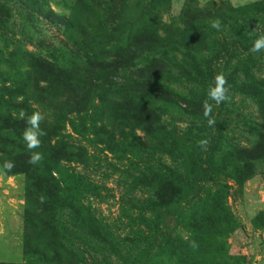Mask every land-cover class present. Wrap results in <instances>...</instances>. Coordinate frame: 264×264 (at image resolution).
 <instances>
[{"label":"rangeland","instance_id":"1","mask_svg":"<svg viewBox=\"0 0 264 264\" xmlns=\"http://www.w3.org/2000/svg\"><path fill=\"white\" fill-rule=\"evenodd\" d=\"M85 1L87 7L76 11L93 33L99 27L94 1ZM42 2L0 0V15L7 21L0 30V49L7 54L0 80V264H264V97L240 90L217 97L219 124L209 126L194 106L205 98L188 93L193 84L178 81L174 89L181 93L170 94L157 111L166 132L163 145L152 144L148 152L136 149L139 154L124 152L117 149L112 104L105 105L106 96L114 102V90L81 104L83 93L50 87L44 80L39 88L45 91L34 83L25 88L17 74L22 53L47 55L56 49L61 55L76 40L38 13ZM125 2L133 10L147 2L148 17L162 37L165 29L195 37L201 59L237 40L240 29L248 33L260 48L247 56V74L241 73L238 83L250 76L264 82V0ZM47 3L69 15L76 1ZM77 40L83 39L77 35ZM116 43L103 44L102 51L113 54ZM138 134L145 138L141 130ZM61 142L72 145L74 156L56 147ZM195 155H201L197 166ZM157 160L176 173H207L198 199L181 216L149 207L158 192L147 174L162 170ZM50 174L66 183L71 176V188L82 181L76 209L103 219L115 242L125 240L122 260L114 250L89 247L86 232L73 224L69 201L62 215L56 212L65 228L52 222ZM179 192L170 187L171 195Z\"/></svg>","mask_w":264,"mask_h":264},{"label":"trees","instance_id":"2","mask_svg":"<svg viewBox=\"0 0 264 264\" xmlns=\"http://www.w3.org/2000/svg\"><path fill=\"white\" fill-rule=\"evenodd\" d=\"M75 1L76 4L70 8L69 15L53 10L47 0L38 6L40 15L56 26H61L67 36L76 40L70 47L67 46V52L58 47L63 52L61 55L56 54V49L47 55L22 53L17 74L25 84V88H29L28 86L34 83L37 90L45 91V88H39V83L44 80L50 83V87L55 86L61 90L69 87L73 93H83L81 104L90 102L94 94L101 100V94L103 95L107 89L114 90V102L106 96L105 105L112 104L111 108L115 112L118 134L116 141L119 143L117 149L139 154L136 149L148 152L152 144L163 145L164 140L160 139L166 132L157 111L166 103L170 94L181 93L174 89V84L178 81L184 80L193 84L188 93L205 98L204 103L194 106L200 108L196 113L199 115V120L209 126L219 124L220 113L216 114V109L214 110L218 104L217 97L221 99L233 90H240L259 98L264 97V82L257 78L250 76L246 81L238 83L241 81L240 74H247V65L244 68L247 56L260 48V45L258 46L260 42L241 29L237 40L220 44L209 58L201 59L198 56L204 55L194 46L198 45L195 37L186 38L183 33L178 34L166 29L167 36L162 37L159 34L160 28L155 27L153 19L148 17L147 2L139 3L141 6L133 10L125 0H93L94 15L99 24L98 29H94V34V31L92 33V30L85 26V20L78 16L76 11L78 6L87 7V1ZM117 3L119 6L116 5ZM3 7L4 5H0V12L3 11ZM88 8L92 6L89 5ZM6 22L0 15V30L6 29L4 28ZM177 29L179 30L180 27ZM77 35L83 40L78 41ZM114 41H117L111 46L114 48V55L110 52L104 53L103 44L110 45ZM109 54L113 56L110 57ZM3 55L7 54L0 49V80L5 79L2 67ZM175 75L178 78H175ZM138 130L143 132L146 140L138 134ZM102 141L104 140L98 142H106ZM59 145L56 147L73 153L72 145H69L71 151L65 143L61 142ZM200 157L199 155L192 157L194 166H197ZM60 158L72 159L67 155H60ZM157 164L162 166V170L158 171L159 173L147 174L150 179L149 184L156 186L158 192V198L153 199L149 207L164 215L181 216V213L193 204L194 199H198L205 187L203 179L207 173H176L161 160H157ZM47 171L49 173L51 169ZM48 181L52 184V190L47 196L52 204L53 215L50 217L52 222L63 227L66 225L63 224L64 221L58 219L59 216L56 218V212L62 215V210L66 208L63 207L67 203L65 201H69L73 205H67L69 213L76 217L71 218L73 224L86 232L89 247L98 245L107 251L114 250L115 255L122 260L121 246L123 247L125 240L117 239L115 242L109 226L103 219L89 213V208H85L88 211L86 217V212L82 215L76 209L75 197L79 194L82 181H76L73 188L70 187L73 182L71 176L67 177L66 183L63 177L59 180L50 174ZM169 186L179 190L180 194L171 195ZM121 214L129 218L127 212L121 210ZM124 264L134 263L125 261Z\"/></svg>","mask_w":264,"mask_h":264},{"label":"crops","instance_id":"3","mask_svg":"<svg viewBox=\"0 0 264 264\" xmlns=\"http://www.w3.org/2000/svg\"><path fill=\"white\" fill-rule=\"evenodd\" d=\"M264 234V233H263Z\"/></svg>","mask_w":264,"mask_h":264}]
</instances>
